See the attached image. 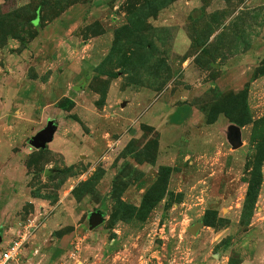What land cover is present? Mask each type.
Instances as JSON below:
<instances>
[{
	"label": "rangeland",
	"instance_id": "rangeland-1",
	"mask_svg": "<svg viewBox=\"0 0 264 264\" xmlns=\"http://www.w3.org/2000/svg\"><path fill=\"white\" fill-rule=\"evenodd\" d=\"M0 236V264H264V0H0Z\"/></svg>",
	"mask_w": 264,
	"mask_h": 264
},
{
	"label": "water",
	"instance_id": "water-1",
	"mask_svg": "<svg viewBox=\"0 0 264 264\" xmlns=\"http://www.w3.org/2000/svg\"><path fill=\"white\" fill-rule=\"evenodd\" d=\"M53 132L50 129H45L41 133H39L34 140L32 141V144L35 148H42L46 145L47 142H49L52 139ZM103 222V215L100 212H94L90 215V227L96 228ZM201 227V224H196L192 228H190V232L196 234ZM0 242H1V236H0Z\"/></svg>",
	"mask_w": 264,
	"mask_h": 264
},
{
	"label": "built area",
	"instance_id": "built-area-1",
	"mask_svg": "<svg viewBox=\"0 0 264 264\" xmlns=\"http://www.w3.org/2000/svg\"><path fill=\"white\" fill-rule=\"evenodd\" d=\"M18 250V243H15L13 246H11L10 248H8L4 253V260H8V259H12L15 257V254L17 253Z\"/></svg>",
	"mask_w": 264,
	"mask_h": 264
},
{
	"label": "trees",
	"instance_id": "trees-1",
	"mask_svg": "<svg viewBox=\"0 0 264 264\" xmlns=\"http://www.w3.org/2000/svg\"><path fill=\"white\" fill-rule=\"evenodd\" d=\"M254 189H253V184H251V186H250V191H253Z\"/></svg>",
	"mask_w": 264,
	"mask_h": 264
},
{
	"label": "crops",
	"instance_id": "crops-1",
	"mask_svg": "<svg viewBox=\"0 0 264 264\" xmlns=\"http://www.w3.org/2000/svg\"><path fill=\"white\" fill-rule=\"evenodd\" d=\"M179 39H180V37H178V40H179ZM180 41H181V40H180ZM181 43H182V42H181ZM183 45H185V44H183V43H182V45H181V46H183Z\"/></svg>",
	"mask_w": 264,
	"mask_h": 264
}]
</instances>
